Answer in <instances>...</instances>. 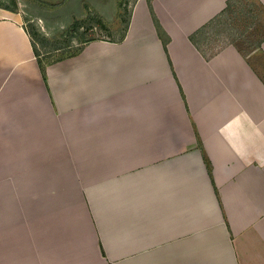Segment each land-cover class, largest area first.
I'll return each mask as SVG.
<instances>
[{"label": "crops", "instance_id": "obj_1", "mask_svg": "<svg viewBox=\"0 0 264 264\" xmlns=\"http://www.w3.org/2000/svg\"><path fill=\"white\" fill-rule=\"evenodd\" d=\"M226 1L137 0L44 76L0 9V264H264V35L189 40Z\"/></svg>", "mask_w": 264, "mask_h": 264}, {"label": "rangeland", "instance_id": "obj_2", "mask_svg": "<svg viewBox=\"0 0 264 264\" xmlns=\"http://www.w3.org/2000/svg\"><path fill=\"white\" fill-rule=\"evenodd\" d=\"M137 0H0V9L18 14L41 59L70 55L94 39L119 40ZM258 3L242 4L208 33L212 49L232 42L252 48L264 35ZM205 46V45H203Z\"/></svg>", "mask_w": 264, "mask_h": 264}, {"label": "trees", "instance_id": "obj_3", "mask_svg": "<svg viewBox=\"0 0 264 264\" xmlns=\"http://www.w3.org/2000/svg\"><path fill=\"white\" fill-rule=\"evenodd\" d=\"M255 2L258 3L257 0H227L226 5L221 10V12L218 15H216L215 17H213L212 19H210L207 23L202 25L199 29H197L191 35H189V40L200 51V53L206 59L211 58L218 51H220L224 46L231 44L232 42L222 44L218 48L212 49V47L209 46V43L212 42L211 41L212 39L210 37H208V33H210L212 31V29L214 28V26L219 24L223 18H226L230 14H232L234 12V8L236 5L240 6L243 4L245 6V8L249 9V11H250L252 5L255 4ZM257 7L260 8L259 3L257 5ZM149 10H150V13L152 15V19H153L155 28L158 32V35L162 39L163 46L166 49V42L168 40V37L166 36L162 27L160 26L156 16L154 15V13L151 9L150 4H149ZM27 31H28L30 37L32 38L31 32L29 31L28 28H27ZM121 38L119 40H121ZM203 45H205V46H203ZM258 45H259V41L255 44V47ZM32 47H33V51H34V55L36 57V60L38 61V64L40 65V68H41L43 76H44V69H43L42 63L40 61L39 53L36 51V48L34 46L33 41H32Z\"/></svg>", "mask_w": 264, "mask_h": 264}]
</instances>
